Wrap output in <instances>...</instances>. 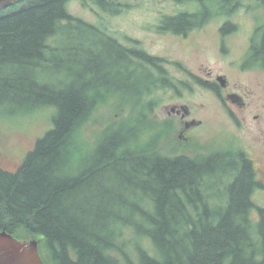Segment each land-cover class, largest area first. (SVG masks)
<instances>
[{"label":"trees","instance_id":"16d2710c","mask_svg":"<svg viewBox=\"0 0 264 264\" xmlns=\"http://www.w3.org/2000/svg\"><path fill=\"white\" fill-rule=\"evenodd\" d=\"M72 1L22 0L0 11V115L54 108L52 129L19 169L0 168V230L21 240L25 232L42 237L57 264H264V208L253 202L260 187L244 151L208 150L197 158L138 151L139 114L135 131L125 134L116 124L92 151L77 153L95 102L121 91L123 65L114 62L122 63L125 51L73 16ZM80 1L115 12L110 0ZM94 37L117 55L102 58ZM61 57L67 72L54 78ZM136 236L149 239L155 253Z\"/></svg>","mask_w":264,"mask_h":264},{"label":"rangeland","instance_id":"374dc122","mask_svg":"<svg viewBox=\"0 0 264 264\" xmlns=\"http://www.w3.org/2000/svg\"><path fill=\"white\" fill-rule=\"evenodd\" d=\"M110 1H113L115 5L107 6V8L118 11V13L103 10L91 2L85 5L80 0L70 2L68 10L73 16L95 25L111 37L116 38L118 42L123 41L122 35L139 41L142 47L152 55L167 57L171 60L181 59L182 56H185V63L194 70L205 66L209 68L223 66L215 55L214 44L216 26H219L224 20L221 16L217 17L218 19H215L216 16H214L205 28L208 33L207 40H203V36L196 32L191 37L190 45L186 40V42H181L173 35L158 33L156 25L162 14L177 11H198L202 5L215 13L220 10L221 5H224L227 10H231L235 3L229 7L230 1L226 3L224 0H202V4L199 3V0ZM238 3L239 5H234L235 12L232 19L239 28L243 29V33H247L245 29L251 24L253 25V20L258 24L256 18L264 21V3L258 4L260 3L258 0H238ZM251 5H253L252 9ZM198 38H200V42ZM94 41L95 52L102 58H106L108 54L114 57L117 55L115 47L100 45L96 37H94ZM68 44L71 45L69 42ZM61 62V72L54 78H63L66 75L64 57H61ZM92 64H98V62H92ZM114 65H123V73L119 74L117 83L121 91L118 93L111 90L104 92L95 102L91 117L79 130L78 141L81 143L79 147L76 146L78 154L80 151L83 154L92 151L104 133L114 128L116 124H118L117 129L123 128L125 134L131 133L130 129L135 131L136 119L140 118V114L142 118L138 123V136L137 141L134 142V149L143 152L148 149L167 157L187 155L197 158L208 154V150L218 152L242 148L254 159L256 179H258V183L264 185V89L258 85L261 81L260 78L256 79L246 75L239 79L241 84L249 86L254 91L253 97L249 101L248 110L245 113H240L247 117V123L242 130L234 126L230 116L214 98L199 86L192 84L188 92L178 96L179 101L191 109L188 120H195L187 132L190 137L189 141H184L180 139L183 126L180 127L179 123L169 116L174 98L170 90L149 85L150 83L146 80L147 72L143 69H136L127 63H121V60H116ZM81 71L82 69L76 68V72ZM139 93L142 94L138 96ZM257 114L261 115L259 121L252 119V116ZM53 117L54 108L52 107L30 114L0 115V168L16 172L37 141L52 129ZM121 121H123V125L119 123ZM200 121L202 122L200 123ZM224 180L225 178L222 179L223 186L220 185L219 191H225ZM253 202L257 207L264 208L263 188L256 190ZM256 212L254 213L255 217ZM128 217L131 218V214H128ZM136 221L142 225L139 219ZM29 235L25 232L21 238L28 241ZM125 235L128 240L127 250L135 259L136 243L133 238V230L127 229ZM30 238L32 241L38 242L40 253L46 264H57L51 258L42 237L30 235ZM135 240H140V247L147 249L151 254L155 253L154 246L149 239H140L136 236Z\"/></svg>","mask_w":264,"mask_h":264},{"label":"flooded vegetation","instance_id":"af4514ba","mask_svg":"<svg viewBox=\"0 0 264 264\" xmlns=\"http://www.w3.org/2000/svg\"><path fill=\"white\" fill-rule=\"evenodd\" d=\"M199 1L202 4L203 1ZM258 2H260L258 4H262L264 0H258ZM234 3V5H239L238 2ZM230 5L231 3L228 6L230 7ZM234 5L231 10H227L224 5H221L220 10L215 13L202 5L198 11H177L162 14L156 25L158 33L173 35L181 42L187 41V44L190 45L191 37L196 32L203 36V40H207L208 33L205 28L214 16H216L215 19L221 16L224 20L219 26H216L214 44L215 55L223 66L219 65L215 68L205 66L194 70L185 63V56H182L181 59L171 60L167 57L152 55L142 47L139 41L127 35H122L123 41L119 42L125 51L122 63H128L136 69L145 70L149 85L168 89L174 95L169 116L173 117L180 127L183 126L180 139L184 141H189L190 137L187 132L195 120H188L191 109L188 105L180 102L178 96L188 92L192 84L199 86L214 98L230 116L234 126L241 130L247 123V117L240 113H245L248 110L249 101L253 97L254 91L249 86L241 84L239 79L246 75L256 79L260 78L261 81L258 85L264 89V21L256 18L258 24L253 20V25L251 24L245 29L247 33H243V29L239 28L232 19L235 12ZM252 7L253 5L250 8L252 9ZM114 13L116 14L118 11ZM244 38L246 39L243 40ZM198 41L200 42V38ZM260 118L259 114L252 116L255 121H259ZM238 150L247 154L242 148ZM247 156L252 161L256 173L254 159L249 154ZM259 187L264 189L263 184L259 183Z\"/></svg>","mask_w":264,"mask_h":264},{"label":"water","instance_id":"95a60500","mask_svg":"<svg viewBox=\"0 0 264 264\" xmlns=\"http://www.w3.org/2000/svg\"><path fill=\"white\" fill-rule=\"evenodd\" d=\"M22 0H0V11ZM0 264H45L37 241L16 238L7 231L0 230Z\"/></svg>","mask_w":264,"mask_h":264}]
</instances>
